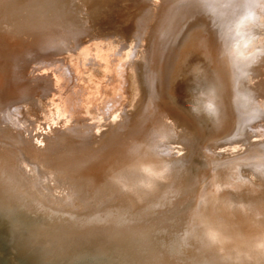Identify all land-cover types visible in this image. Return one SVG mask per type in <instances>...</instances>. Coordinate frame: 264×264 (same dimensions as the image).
<instances>
[{
	"label": "bare ground",
	"instance_id": "1",
	"mask_svg": "<svg viewBox=\"0 0 264 264\" xmlns=\"http://www.w3.org/2000/svg\"><path fill=\"white\" fill-rule=\"evenodd\" d=\"M147 1L0 0V44L14 56L0 76V264H264V141L230 130L242 107L264 115V33H248L264 26V0ZM117 10L145 43L137 55L152 45L161 55L148 101L132 110V57L113 59L112 88L50 60ZM32 59L62 89L47 127L31 105L49 73L25 78ZM173 228L183 261L168 248Z\"/></svg>",
	"mask_w": 264,
	"mask_h": 264
},
{
	"label": "rangeland",
	"instance_id": "2",
	"mask_svg": "<svg viewBox=\"0 0 264 264\" xmlns=\"http://www.w3.org/2000/svg\"><path fill=\"white\" fill-rule=\"evenodd\" d=\"M99 1V0H98ZM155 0H148L146 3L147 5H152V3H154ZM182 1H186V0H173V2L177 3V2H182ZM156 3V2H155ZM154 3V4H155ZM132 7V6H131ZM129 10H133L132 8L129 9ZM118 11V10H117ZM121 10L118 11L117 14H114L115 15V21L112 20V19H109V17L105 18V20L107 22H104V24L102 23V27L99 28V35L97 36H94L92 39H90L89 41H87L86 43H83V46L80 44V46H77L75 47L74 49H71L69 51H67L65 54V52H61V53H58L56 54L55 56H53L50 60H53L52 62L55 63L58 67L60 66V69L61 68H64L63 66H65V68H70L72 67L73 65L77 64L80 66V68H82L84 70V77L82 78V82L84 83H87V84H90L89 82H91V84H95V85H109L110 88L112 87H115L114 84V78H115V70H114V64H116V62L114 63L113 62V59H116V61H118L119 59H129L131 60V57H132V60L131 61H134V63H136L135 65L133 64L132 67L130 68V70L128 71L127 73V77H128V91H129V95H128V98L126 100L125 103V107L127 110H132V108L140 105L141 103L144 104L146 101H148V98L150 96V93H152V89H153V86H152V82H150L149 80L151 79V75H149L151 72L153 73V71L156 69L157 70V75L159 74V65L161 64L160 62V58H161V55H158V57H156L157 55L155 54V52L153 51L154 47H150L149 51L146 50L145 53H141V55H137L138 54V50H143V46H144V42L143 40L140 38V35H134V32H133V28H132V24H129V23H126V20L124 21L122 17H124V14L122 12V14L120 13ZM117 17V18H116ZM120 17V18H119ZM122 20V21H119V20ZM109 20V21H108ZM113 25V26H112ZM121 25V26H120ZM256 25V26H254ZM251 27L249 28L250 31H248V29H246L245 27L246 26H243L242 28V31L243 30H247L249 35H254L256 32L260 33V34H263L264 33V26H258L256 23H253L250 25ZM254 26V27H253ZM219 27L221 28V31L219 29V31L222 33L224 32V26H222L221 24H219ZM223 27V28H222ZM258 27V28H257ZM234 28V33L236 32L235 31V25L233 24V27ZM252 28V30H251ZM255 28V29H254ZM257 28V29H256ZM256 31H254V30ZM262 29V32H259V30ZM231 30V29H230ZM231 30V32H232ZM241 31V30H240ZM242 31L241 32H236V33H240L242 34ZM254 31V33H253ZM261 31V30H260ZM116 32V33H115ZM228 32V34L230 33L229 31H226ZM252 32V33H251ZM101 33H103L101 35ZM246 33V32H245ZM106 34V35H105ZM223 34V33H222ZM233 34V33H231ZM105 36V37H104ZM144 36V35H143ZM101 37V38H100ZM137 37V39H136ZM233 37V36H232ZM232 39V38H231ZM232 41V40H231ZM209 42H213V40H210ZM215 42V41H214ZM217 40L216 42L214 43L217 44ZM122 44V46H121ZM142 44V45H141ZM9 44H7L6 42H1L0 44V69L2 71H0V73H3L1 74L0 76L2 77V80L3 82L7 79V76H8V69L12 67V61L11 59H14L12 57L13 56V50L11 51L10 48H12V46H8ZM85 45V46H84ZM91 45V47H90ZM210 45L208 44L207 47H209ZM217 46V45H216ZM10 47V48H9ZM80 47V48H79ZM120 47V48H119ZM123 47V48H122ZM77 48V49H76ZM123 49V51H119V52H123L121 55L118 53V50L119 49ZM136 48V49H134ZM134 49V50H133ZM206 49H209V50H212L209 51L210 52V56L209 57H213L214 59L217 58L216 56V53L217 51L214 49H210L209 48H206ZM132 50V51H131ZM137 52H136V51ZM151 50V51H150ZM214 50V51H213ZM11 51V53H10ZM2 52V53H1ZM4 52V53H3ZM101 52V53H100ZM136 52V53H135ZM94 53H100L102 55V59L100 62L96 61L95 59V56L93 55ZM114 53V54H113ZM132 53V54H131ZM134 53V54H133ZM148 53V54H147ZM10 54V56H9ZM15 54V53H14ZM129 54H131L132 56H128ZM136 54V55H135ZM151 54V55H150ZM154 54V55H153ZM4 55V56H3ZM143 55V56H142ZM146 55V56H145ZM150 57H149V56ZM218 55V54H217ZM3 56V58H2ZM12 56V57H11ZM135 58H134V57ZM139 56V57H137ZM146 60H145V58ZM7 57V58H6ZM11 57V58H10ZM85 57H88V58H85ZM141 57L142 59H144L145 63L142 64L143 60H141ZM211 57V58H212ZM10 58V59H8ZM134 58V59H133ZM2 59V60H1ZM6 59V60H4ZM152 59V60H151ZM8 60H11V61H8ZM33 60V61H32ZM30 60L26 65V68L24 69V77L27 78V76H29V80L33 81L35 79H37V77L39 78L40 77H43L44 75H46L47 73H49L47 75V79L48 81L50 82L49 83V86H47L48 90L42 94V95H37L34 99L33 102V106L31 105V109L32 111H36V113H34L36 116H37V113L38 116L36 119H38V123H40L42 126L46 125L45 127H47L48 124H54L56 122V118L58 115H56L57 113V108H58V100L56 99L58 97V93L59 91L57 89H61L60 87L58 88L57 87V84L56 82L52 81V79H54V75L52 74L53 72L49 69V67H43L42 64H39V62H37L36 60L32 59ZM55 60V61H54ZM136 60V62H135ZM139 60V61H138ZM7 61V62H6ZM59 61V62H58ZM112 61V62H111ZM88 62V63H87ZM138 62V63H137ZM152 62V63H151ZM6 63V65H4ZM9 63V64H8ZM35 63V64H34ZM60 63V64H59ZM86 63V64H85ZM156 63V64H155ZM59 64V65H58ZM63 64V65H61ZM148 64V65H147ZM10 65V66H9ZM67 65V66H66ZM139 65V67H138ZM146 65V66H145ZM56 66V67H57ZM143 66H145L143 68ZM3 67V69H2ZM6 67V68H5ZM38 67H41V68H38ZM141 67V68H140ZM149 67V68H148ZM48 68V69H47ZM64 68V69H65ZM66 68V69H67ZM38 69V70H37ZM65 69V70H66ZM138 72H136L137 70ZM141 69V70H139ZM146 69V70H145ZM148 69V71H147ZM10 70V69H9ZM37 70V71H36ZM134 70V71H133ZM144 70L147 72L146 74H144ZM28 71V72H27ZM36 71V72H35ZM47 71H51V72H47ZM142 71V73H141ZM136 72V73H135ZM144 72V73H143ZM52 74V76L50 75ZM142 77H141V75ZM7 75V76H6ZM32 75V76H31ZM43 75V76H41ZM114 75V76H112ZM135 75V76H134ZM137 75V76H136ZM138 75L140 76V79L138 77ZM34 76H37V77H34ZM138 77V78H137ZM146 77V78H145ZM142 78L144 80H142ZM150 78V79H149ZM51 79V80H50ZM112 79V81H111ZM139 82H138V81ZM152 80V79H151ZM22 81H24V78L22 79ZM52 81V82H51ZM107 81V82H106ZM111 81V82H109ZM109 82V83H108ZM139 84L140 82V86L137 84ZM145 82V83H143ZM11 83V82H9ZM35 83V82H34ZM144 84V86H143ZM6 85V84H5ZM12 85V84H11ZM137 85V86H136ZM143 86V87H142ZM12 87V86H11ZM138 87V88H136ZM145 87V88H144ZM151 87V88H149ZM140 88V89H139ZM144 88V89H142ZM147 91H146V90ZM151 89V90H150ZM62 90V89H61ZM137 91H138V94H137ZM140 91V92H139ZM143 91V92H142ZM55 92V93H53ZM137 94V95H136ZM146 94V96H144ZM49 95V96H48ZM136 96V97H135ZM138 96V97H137ZM143 96V97H142ZM146 100H145V99ZM136 99V100H135ZM142 101V102H141ZM141 102V103H140ZM140 103V104H138ZM37 104V105H36ZM141 104V105H142ZM22 105V104H21ZM136 105V106H135ZM24 106V105H23ZM38 106V107H36ZM134 106V107H133ZM34 107V108H33ZM29 108V109H30ZM37 108V109H36ZM41 109V110H39ZM52 109V110H51ZM39 110V111H38ZM43 110V111H42ZM246 108L242 107V109H240V114L239 116H241V118L237 121L236 125L233 124L234 126H232V128L230 129L231 131L235 130L237 131V129L239 130H244V133L248 130V132H246L245 134H248L251 135L249 136L250 138V141L251 140H254L255 142L256 141H264V115L259 112L260 114L263 115H260L258 112H255L251 115V117L253 116V120L249 118L247 119L245 116L246 114H251L249 113V111L247 110ZM55 111V112H54ZM244 111V112H243ZM51 112V113H49ZM54 115H53V113ZM244 113V114H243ZM43 114V115H42ZM23 113H18L17 117L22 120L23 119ZM52 116H55V117H52ZM41 117V118H40ZM43 117V118H42ZM93 115L92 114H89L87 116V119H92ZM25 118V117H24ZM46 118V119H44ZM51 118V119H50ZM242 119V120H241ZM244 119V120H243ZM256 119V120H254ZM49 120V121H48ZM93 120L97 121V119L93 118ZM249 121V122H248ZM49 122V123H48ZM242 124H241V123ZM254 122V123H253ZM22 123V122H19V124ZM235 123V122H234ZM247 123V128L244 124ZM253 123V124H252ZM258 123V124H257ZM37 123H35L36 125ZM237 124H240V127H237L239 125ZM249 124V125H248ZM255 124V125H254ZM236 126V127H235ZM247 128V129H244L243 127ZM257 126V127H256ZM44 127V128H45ZM106 128V127H105ZM103 129L104 131H101L102 132H105V130L107 129ZM259 128V129H258ZM204 129H208L207 127L204 128ZM259 130V131H258ZM97 131V130H96ZM229 131V130H228ZM256 132L259 134H256ZM261 132V133H260ZM235 135V133H233ZM103 135V134H102ZM258 135V136H256ZM206 136V135H205ZM218 136V135H217ZM262 136V137H260ZM233 138V137H232ZM234 139V138H233ZM162 207H164L163 209H160L158 212H164V210L167 211V209L170 208L169 204L168 205H163ZM172 210V209H171ZM175 211V210H173ZM157 211L152 213V214H149L147 216H144L141 218V221H147L148 219L150 218H153L157 215L158 213ZM170 213V212H169ZM100 223H106V224H109V222H106V221H103L101 220ZM173 230V236H169V238L167 237V244L169 245L168 248H170L171 250V253H172V256L174 255V257L176 256V258L178 259H182V261L184 260V255H187L185 254L184 252V245H183V234L181 233V231L177 228H173L171 229V231ZM187 261V260H186Z\"/></svg>",
	"mask_w": 264,
	"mask_h": 264
}]
</instances>
